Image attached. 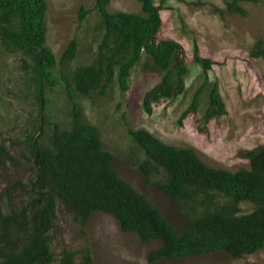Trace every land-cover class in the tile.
Listing matches in <instances>:
<instances>
[{
  "label": "trees",
  "instance_id": "16d2710c",
  "mask_svg": "<svg viewBox=\"0 0 264 264\" xmlns=\"http://www.w3.org/2000/svg\"><path fill=\"white\" fill-rule=\"evenodd\" d=\"M108 1L93 0L101 34L91 61L66 73L60 69L54 83L50 70L55 64L65 67L74 58L75 39H70L55 59L45 43V0H0V46L25 57L23 69L28 70L38 106L37 118L29 122L31 130L16 141L23 150L19 157L31 169L29 177L4 180L6 164L15 167L17 160L0 142V181L6 182L0 191V264H72L76 255L84 264H91L87 246L74 250L60 246L55 252L52 242L58 214L69 216L82 229L94 212L111 216L121 232L143 242H157L145 254L150 264L210 253L240 259L261 250L264 146L238 153L247 165L229 171L207 166L191 148L168 145L142 128L126 127L128 138L142 154L137 162L141 176L156 177L152 186L183 209L185 225L180 228L114 171L113 157L103 148L97 127L84 120L77 97L93 104L107 94L113 82L125 92L131 68L143 58L145 69L159 75L140 97L142 111L149 114L152 104L183 94L188 69L180 44L157 37L165 0H135L140 14L109 12ZM259 1L221 0L223 9L214 6L213 10L245 16L241 4ZM88 12L79 7L77 21ZM249 56L264 60L260 38L253 43ZM191 60L199 68L200 84L177 123L196 111L203 95L200 121L204 125L224 115L225 107L216 82L208 80L207 71L213 62L200 54L194 40ZM57 82L70 103L64 127L42 112L45 89ZM242 202L251 204L250 211L241 212Z\"/></svg>",
  "mask_w": 264,
  "mask_h": 264
},
{
  "label": "rangeland",
  "instance_id": "374dc122",
  "mask_svg": "<svg viewBox=\"0 0 264 264\" xmlns=\"http://www.w3.org/2000/svg\"><path fill=\"white\" fill-rule=\"evenodd\" d=\"M45 4V43L55 59L70 39L76 41L74 58L65 67L55 64L50 70L55 83L61 71L66 73L76 65L91 61L101 27L98 14L92 10L93 0H45ZM241 5L245 16L214 12V6L223 9L221 0H165L157 37L180 44L188 69L185 91L176 99H162L152 104L149 114L142 111L140 97L159 77L145 69L143 58L131 68L125 92H120L113 82L107 94L93 104L77 97L84 120L97 127L103 148L111 153L116 174L178 228L185 225L186 215L180 211L183 209L152 186L156 177L141 176L137 162L142 154L128 138L126 127L142 128L168 145L191 148L209 167L229 171L246 167V160L238 153L264 146V60L249 56L256 39L260 38L264 45V0ZM79 7L89 10L81 22L77 21ZM106 9L141 13L135 0H109ZM193 40L200 54L213 62L207 71L208 80L216 82L225 107L224 115L204 125L200 121L205 106L203 95L196 111L177 123L191 93L200 84L199 68L191 60ZM22 59L25 57L19 52H9L0 46V142L17 160L15 167L6 164L4 180L26 179L31 175L29 164L19 157L23 150L16 143L24 131L31 130L29 122L38 114L33 85L29 82L28 70L23 69ZM44 99L43 114L64 127L70 103L60 82L46 87ZM5 184L2 179L0 191ZM239 207L246 213L251 204L242 202ZM56 223L52 242L55 252L60 246L70 250L87 246L91 264H150L145 254L157 246L155 241L143 242L133 234L121 232L116 221L101 212L90 214L82 229L66 215L58 214ZM72 264L84 262L76 255ZM151 264H264V248L240 259L210 253Z\"/></svg>",
  "mask_w": 264,
  "mask_h": 264
}]
</instances>
